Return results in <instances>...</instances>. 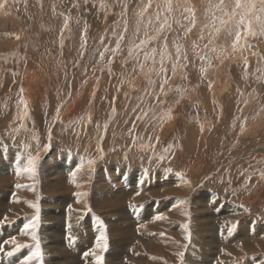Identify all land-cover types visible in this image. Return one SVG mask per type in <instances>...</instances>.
Masks as SVG:
<instances>
[{"label":"rangeland","instance_id":"374dc122","mask_svg":"<svg viewBox=\"0 0 264 264\" xmlns=\"http://www.w3.org/2000/svg\"><path fill=\"white\" fill-rule=\"evenodd\" d=\"M183 1L170 0L169 11V0H0L4 3L0 9V158L16 157L12 164L23 171L0 184V202L4 204L0 208V264L24 262L37 247L41 256L29 264H63L57 261L58 254L75 251L78 242L81 250L67 255V264H111L106 254L115 253L113 239L107 236L105 250L97 248L96 239L91 238L90 246L83 239L90 232L86 222L100 234L99 227L107 228L106 219L120 216L101 211L118 209L129 218L127 223L135 219L142 220L141 226L148 225L154 218L151 209L162 199L147 195L164 191L162 186L169 182L182 192L180 204L187 205L189 211L191 198L212 197L201 209L205 212L200 210L203 218L198 221L200 231L195 232L200 242L190 241L192 262L183 256L160 264H212L201 261L205 251H212L208 240L215 241V253L222 251L221 245L255 242L251 226L264 218V23L253 20L254 35L244 25L238 29L239 15L229 18L235 0H223V4L220 0ZM258 1L257 14L264 21V13L258 12L264 5ZM186 9H192L194 17ZM165 21L164 30L158 32ZM238 30L241 39L233 49ZM141 40L149 43L135 49ZM117 44L119 51L113 53ZM145 54L150 58L145 59ZM161 67L166 72L161 73ZM165 113L167 118L161 119ZM46 158L71 168L72 181L64 198L74 199L76 210L84 208L86 202L81 199L89 195L88 210L77 224L82 233L77 229L73 235L69 233L71 204L42 203L49 195L43 183L64 179L44 169ZM175 158L178 165H172ZM76 159L82 164L76 165ZM196 161L202 163L201 168L189 176ZM173 176L182 181L176 184ZM136 177L141 180L133 197L123 199L125 192L121 191L102 192L110 182L117 187L121 180L132 182ZM148 178L150 189L145 187ZM160 178L165 179L163 185L157 182ZM35 187L38 194L32 199L37 202L24 205L30 212L10 219L7 204L14 198L26 204L30 196L21 198L20 194ZM99 194L105 201L100 213L96 210ZM143 196L146 199L131 203ZM248 196L255 203L244 208L247 225L239 218L237 225L228 227L229 233H221L218 227L224 224L220 221L224 216L216 213L231 208L226 202L242 205ZM166 198L171 201L174 197ZM219 201L221 207L215 209ZM61 205L66 207L56 219L63 225L64 247L48 251L42 241L52 246L50 237L34 240L33 234L42 227L43 207L60 210ZM134 209L141 212L138 219L129 213ZM163 212L159 216L167 211ZM191 218L196 217L186 220L192 222ZM33 223L34 229H25ZM185 223L176 220L174 225ZM233 258V264H264L263 251L246 250ZM217 263L214 260L213 264Z\"/></svg>","mask_w":264,"mask_h":264},{"label":"bare ground","instance_id":"6f19581e","mask_svg":"<svg viewBox=\"0 0 264 264\" xmlns=\"http://www.w3.org/2000/svg\"><path fill=\"white\" fill-rule=\"evenodd\" d=\"M197 1L198 0H192V3H196ZM184 2L186 4V3L189 2V0H184L183 3ZM255 2L258 3L259 1L256 0ZM3 26L5 27V25H3ZM217 99L218 98H216V100ZM217 103H220L221 104V102H217ZM11 154H13V152H11ZM55 154L57 155V153L55 152V153H53V156H55ZM2 159L3 160H1V158H0V184H1V182L6 181V178H9L13 174H15V175H22L23 174L22 173L23 171L22 172H19L18 169L16 168V166H13V164H12V161H14V159H16V157L12 158V156H7V157H4ZM258 159H259V157H258ZM47 160L48 161L45 162L44 169L47 167V169L49 171L50 170H53L56 174H58L59 176L63 177L64 179H63V181H62L61 178H60L61 180L60 179H58V180H55L54 179V181L53 180H46L45 183H43L44 184V188H45L44 191L46 193H48L50 196L49 195L47 197L45 196L44 199H42V203H43V205H45V204L51 203L52 200H53V201H55L57 203H60V204L61 203H67L68 206L71 204V206H69V212H70V215H69V219H70V222H69V224H70L69 233L73 235L74 234V230H76V229L78 230V232H81V231L83 232L84 230L81 229L80 226H77V224L80 225V222H81V219L80 218L83 216L84 211L88 210L85 205L87 203H89V199H90L89 198V195L88 196H84L81 199V201H84V203L86 202L85 205L83 204L84 208L83 209H77L76 210V208H75L76 204L74 203L75 200L74 199L67 198L68 197L67 196V190L70 189V186L69 185L71 183L70 181H72V177L70 178V176H69V175L72 174L71 168L68 166V164L65 166V163H61V162L59 163L60 160L59 161H56V162H49L50 159H47ZM75 162L77 163L76 165L82 164V161L79 162V161H77V159L75 160ZM178 164H179V160L177 158H175V160H173V162H172V165H178ZM200 164H202V163H200V161H196L193 165H191L190 168H189V172L187 171L189 173L188 175L189 176H192L195 173H197L199 171V169L201 168L200 167ZM109 169L111 171L112 170L113 171L116 170L115 167H109ZM75 173H77V172H75ZM128 173H130V172L128 171ZM64 174H65V176H64ZM76 175L77 174H75V176ZM155 175L156 174L153 173L152 174V178L153 177L155 178ZM48 176L49 177L52 176L51 173ZM159 177H160V175H159ZM30 178H32V177H30ZM67 178H68V180H67ZM139 179L140 178H138V180H137V177H136V178H134V181H132V182H128L127 180H121V183H119L117 187H115V185H117V184L113 185L110 182L109 186L108 185L106 187L103 186L104 189H102V192L104 194H107V195L109 194L110 195L113 192L116 193V191H121V192H125V193L121 194V195H123L122 196L123 199H125V198L127 199L129 196H132L133 197V195L135 194L136 190L139 188V187L138 188L135 187V185L138 183ZM180 180H181V178H178V176H175V177L173 176V182L175 181L176 184ZM57 181H58V183H57ZM117 181H119V180H117ZM157 182L162 183L161 185H163V182H165V179L162 180L160 178L159 180H157ZM145 183H146L145 187L150 189V184H151L150 178H148L147 180H145ZM171 183H172V181H171ZM169 184H170V182H169ZM169 184L167 186H162L164 191H160L159 190L160 192H158V193L157 192H154V193H150V195H147L148 198L156 197V200L161 198L162 201H160L158 203L156 209L155 208L151 209V215L154 216V218L151 219L153 222L152 223L149 222L150 224H148V225H145L144 224L145 226H141V221L142 220L140 222H138L137 220L134 219V222L132 220H129L128 223H127L125 220H127L129 218H125V216H122V212L120 210H118V209H113V210H110L108 212H102L101 211L102 210V205H103V202H105V201H103L104 199L101 200L102 199L101 198L102 195L100 196V194H99L100 197L97 195L98 197H97V204H96V207L97 208H96V210L99 213L101 211V214H104V213L105 214L114 213V214L120 215V216H118L117 218H111L110 217V218L106 219V224H105L106 227H107L106 230H101L100 227H99V230H98V231H100L101 237H100L99 232H96L95 230L94 231L92 230L93 228H91V226L93 224H90L89 221H87L86 223H87L88 227L90 228V232L88 230L87 232H89V233H86V235L83 236L84 237L83 239H85L87 242H89V245L90 246L92 244L91 243L92 242L91 238L92 239H96L97 242L96 241L95 242H96L97 248H100L102 250H105V248H106L105 245L107 246V240H108L107 239V236L109 238L111 237L113 239L111 241L112 242L111 244L114 247V248L113 247H111V248L115 251V253L114 252L113 253L112 252H108V254H106L107 261H110V262H107V263H111V264H160V262H163V261L164 262L165 261L166 262H174L176 259H178L179 257L182 258L183 256L184 257H187L188 261H191V258L189 257V251H188L189 250V246H190V241L191 242H194V243L195 242L196 243H199L200 242L199 241V238L196 236V233H195V232H198V230L200 231V227H199V224L198 223L199 222H202V218H203V217H200L201 216L200 210L206 207V206L205 207H203V206H204L205 203H207L210 200V196L211 195L204 194L203 197H200V196L194 197V196H192L194 198H191L190 199L191 200L190 201V208L191 209L189 211V210H187V205H185V207H184V204H180L181 203L180 200L184 196V195H182V192L181 191H176L177 189L175 190V186L170 187ZM37 194H38L37 187L31 188L30 189V192L28 194L22 192L20 194V195H23V196H20L21 198H25V197L27 198V195L30 196L28 198L26 204H19L17 202V199L14 198L12 204H7V208H9V209H7L8 214H9V218L10 219H13V218H15V217H17V216H19L21 214L27 213L29 210H27V208L24 207V205L29 206V204H33V202L36 203L37 201H34L32 199V197H34V195L36 196ZM52 195H55V197H53ZM65 195L67 196L66 197L67 199L64 198ZM118 195H119V193H118ZM112 196H111V198H112ZM168 196H172V198L173 197L174 198L171 201H168V199L166 198ZM7 197H8V195H7ZM8 199H9V197H8ZM30 199H32V200H30ZM144 199H146V196L145 197L144 196L143 197H139L136 200L135 199H132L131 200L132 201L131 203L135 204L138 201H141V200H144ZM242 203L243 204L241 205V204H238V203H235V202L234 203L226 202V205H228L229 207L234 208V209L233 210H231V208L226 209V210L223 209L224 212H221V213L218 212V213H216V215L222 214L224 216V217H221V219H220V221L223 222L224 224H221L218 227V230H220L221 233H223V234L224 233H227L228 232L227 231L228 227L229 228L230 227H234V225H237L238 222H240L241 220H242V223H243L244 219L248 218V214L246 213L247 211H245L244 208H247L248 205L249 206H253V204L255 203V200L251 199V197L248 196V197H246L244 199V202H242ZM3 205L4 204L2 202H0V208H1V210H2V207H4ZM220 205H221V203L219 201V203H217L216 205H214V208L215 209H218ZM62 207H63V209H60V210L59 209L58 210H55L53 208L52 209H50V208L46 209L45 207H43L45 212H42V216H43V220L41 222L42 223V225H41L42 227H41V229H36L34 231V233L36 234V237L39 240H43L46 236H49L50 237V240H51L50 242L53 243L52 246L48 242L42 241V244L44 246H46V249H48V251H52V250H54V248H56V249L59 250L60 248L64 247V244L62 243L63 241L61 240V238H62V235L65 234V232H64V229L62 227L63 226L62 225V222L61 221H58L57 222V219H56L57 217H59L58 215H61V213L64 211V208L66 206H62ZM136 210L139 211L138 209H134V210H132V212L129 211V213H130L131 216L137 217V219H138V216L140 215L141 212L139 213ZM164 210L167 211V212H165L164 215L159 216V214L164 213L163 212ZM202 211L203 210H201V212ZM203 212H205V211H203ZM147 213H149V212H147ZM212 214H214V213H212ZM212 214H211V216H212ZM191 216H195L196 218H191L192 219V222H188V220H186V219L190 218ZM205 216H207V213H206ZM95 217H97V216L95 215ZM158 217H163V219H159ZM239 218H241V220ZM52 219L54 220V222H47V221L52 220ZM111 220H114V221L112 222ZM176 220H179V221L185 220L186 221L185 225L188 226L187 229L185 228V225L184 224L182 226H177L176 227L174 225ZM129 222H131V223H129ZM207 222H209V221H207ZM195 223H197V224H195ZM244 224L247 225L245 223V221H244ZM172 228L175 229V230L173 229L175 233H173V231L171 230ZM251 228H252V230L255 231L254 238L256 240H255L254 243H251V242L246 243V244H243L242 243V244H240L238 246H235V247H233V246L232 247H225L224 245L223 246L221 245V247H219V248H223L222 251L219 252V253H215V252H212L214 249L217 248L216 245L214 244L215 241L214 240H208V243H212V246H213L212 247V251L211 250L205 251L203 253V256H202V260L201 261H204V262L212 263L213 264L214 263V260H217V262H218L217 264H233V262H234V258L233 257H236V255L239 254V253H246V250L247 251H254V252H259V251H263L264 252V218H258V220H255L254 223H253V225L251 226ZM49 230L52 231L51 232V235H48L50 233H46ZM206 231L209 232V233L211 232L209 230H206ZM189 233H190V237H191L190 239L188 238ZM97 235H98V237L96 238ZM5 236H7V235H5ZM260 237H261L262 243H261V240L259 239ZM204 239L205 238H203L202 241ZM80 240H82V239H80ZM175 240L177 241L176 243H175ZM182 243H184V244L181 245ZM77 247H78V249H76L75 251L74 250L73 251L70 250V251H65V252H63L61 254H58V256L56 258L57 261H59L60 263H63V264H67L65 257H67V255L76 253L78 250H81L82 245H80V242H78V246ZM96 251H98V250H96ZM117 254L119 255L118 258L116 257ZM101 255L103 256L102 253H101ZM78 256H80V253H79ZM73 257H75V255H73ZM18 264H24V262L22 261V262H19ZM161 264H163V263H161ZM182 264H183V262H182Z\"/></svg>","mask_w":264,"mask_h":264},{"label":"snow or ice","instance_id":"6c2138e0","mask_svg":"<svg viewBox=\"0 0 264 264\" xmlns=\"http://www.w3.org/2000/svg\"><path fill=\"white\" fill-rule=\"evenodd\" d=\"M6 2H7V0H4V3H6ZM220 2H221V4H223V0H220ZM4 3H0V9H2L4 7ZM260 3H261V5H264V0H260ZM218 7H219V5H218ZM168 10L171 11V2H170V0H169V4H168ZM237 10H240L239 13H237ZM185 11L192 12L193 13V17H194V11L192 9H186ZM259 12L264 13V7H261L259 9ZM226 15H227V13H226ZM237 15H239V20L237 21V28L239 29V27L241 25H244L245 26V30L249 34H253L254 35V33H252V22H253V20H255L257 22L264 23V21H261V16L257 14V5H256L255 0H235L234 7L232 9V12H231V15H230L229 18L231 19L232 17H235ZM66 23H67V21H66ZM221 23H227V21H223L222 20ZM166 24H167V21H165L164 24H161L160 28L158 29V32L163 31ZM192 24H193V26L195 25L194 19L192 20ZM186 31L190 32L191 28L186 29ZM18 38L19 37H17V39ZM121 39H123V37H121ZM150 39L151 40H155L156 37H151ZM240 39H241V32L238 30L236 32L235 41L233 42V45H232L233 49H235L237 44H239ZM148 43H149V40H141L139 44H136L134 46V48L135 49H140V48H142V46H144V45H146ZM164 49H165V52H166V50H167L166 39H165ZM112 51H113V53L119 51V44H117L116 49H113ZM176 51H177V53H179L180 52V48L177 47ZM151 52H152L153 58H154V54L156 53V49L153 48L151 50ZM132 54H133V49H130L129 50V55L131 56ZM161 55L163 57V53ZM149 58L150 57L148 56V54H145V59H149ZM161 64H163V59L161 60ZM160 72L164 73V72H166V69L161 67ZM164 83H167L166 79L164 80ZM167 116H168V113H165L161 117V119H166ZM158 218L159 219H163V217H158ZM24 227H25V229H34L35 228V224L34 223L33 224H26ZM187 227L188 226L185 225L186 229H187ZM188 238L189 239L191 238L190 237V233H189ZM33 239L34 240L36 239V236L34 234H33ZM11 242L13 244L16 243L14 239H12ZM17 247H19V245H17ZM105 247H106V245H105ZM9 254H11V253H9ZM89 254H92V253H89ZM40 256H41V252L39 250V247H37V250L35 252L31 253V255H29L28 257L25 258L24 264H29V262L34 257H40ZM96 259L98 261H102L103 258H102V256L97 255Z\"/></svg>","mask_w":264,"mask_h":264}]
</instances>
